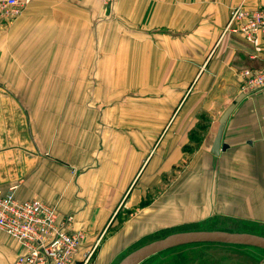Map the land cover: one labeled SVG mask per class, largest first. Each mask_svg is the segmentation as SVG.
<instances>
[{"label":"crops","instance_id":"crops-1","mask_svg":"<svg viewBox=\"0 0 264 264\" xmlns=\"http://www.w3.org/2000/svg\"><path fill=\"white\" fill-rule=\"evenodd\" d=\"M241 1L264 8L26 0L0 31V188L16 183L19 199L71 214L70 229L84 232L79 259L112 252L100 241L124 208L135 215L123 231L138 237L213 215L264 223V90L241 87L242 71L264 66V35L222 32ZM241 92L215 156L218 119Z\"/></svg>","mask_w":264,"mask_h":264},{"label":"built area","instance_id":"built-area-1","mask_svg":"<svg viewBox=\"0 0 264 264\" xmlns=\"http://www.w3.org/2000/svg\"><path fill=\"white\" fill-rule=\"evenodd\" d=\"M101 1L106 6L111 2ZM25 3L26 0H0V20L18 14ZM227 30L254 43L264 35V8L237 3L230 10L223 31ZM241 76L243 91L264 90V66L246 69ZM16 187L12 183L0 188V231L20 244L15 264H78L84 232L70 229L72 215L60 216L54 204L40 199H19Z\"/></svg>","mask_w":264,"mask_h":264},{"label":"rangeland","instance_id":"rangeland-1","mask_svg":"<svg viewBox=\"0 0 264 264\" xmlns=\"http://www.w3.org/2000/svg\"><path fill=\"white\" fill-rule=\"evenodd\" d=\"M112 1L113 0H111L110 4ZM100 2L104 8L110 5H104L101 0ZM21 12L22 10L12 17L1 19L0 31L4 30L6 27L5 24L11 22L15 17L19 16ZM185 146L187 148L190 147L189 143ZM184 166L185 162L183 161L175 166L176 168L168 170L162 175L163 179L161 183L163 182L168 186V184L173 182L175 177H177L176 175L179 174L178 170L183 169ZM151 196L152 194L150 197ZM129 212H131V214ZM133 215L135 214L132 213L130 209L124 208L123 211L116 215L117 221L114 224L112 223V227H108L107 233H105L100 243L104 239L105 242L110 240L113 241V246L111 248L112 252L110 254H98V249L95 248L93 251H90L89 255L80 256L81 259L78 260V264L82 262L84 264H117L123 256L136 247L175 231L190 229H223L229 231L252 232L264 236L263 222L250 221L225 215H213L200 221L167 222L165 227H156V229L154 227L152 228L153 230L150 231L142 230L144 235L141 237H138V231L128 232L126 235L123 229L125 226L127 227V222ZM144 224L145 222H143V225ZM121 227L123 228L121 229ZM107 235L108 237H106ZM13 240L14 239L0 231V260L5 256L7 264H10L9 260H12L9 258V245L12 244L11 241ZM139 264H264V249L242 244L217 242L189 243L160 251L146 258Z\"/></svg>","mask_w":264,"mask_h":264},{"label":"water","instance_id":"water-1","mask_svg":"<svg viewBox=\"0 0 264 264\" xmlns=\"http://www.w3.org/2000/svg\"><path fill=\"white\" fill-rule=\"evenodd\" d=\"M245 96L244 92L239 93L234 101L229 103L218 119L215 136L210 148L213 155H218L219 151L225 149L227 144L222 142V133L226 121L237 105ZM201 242H217L228 244H242L264 249V236L245 231H229L223 229H190L175 231L163 237L156 238L144 243L123 256L117 264H139L146 258L169 248Z\"/></svg>","mask_w":264,"mask_h":264}]
</instances>
